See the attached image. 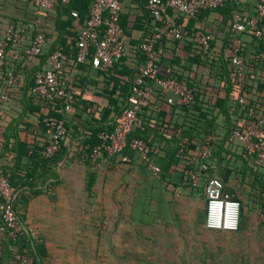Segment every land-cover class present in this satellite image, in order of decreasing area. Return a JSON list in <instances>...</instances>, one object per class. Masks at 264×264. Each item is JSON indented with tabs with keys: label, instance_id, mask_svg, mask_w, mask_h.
Returning a JSON list of instances; mask_svg holds the SVG:
<instances>
[{
	"label": "trees",
	"instance_id": "16d2710c",
	"mask_svg": "<svg viewBox=\"0 0 264 264\" xmlns=\"http://www.w3.org/2000/svg\"><path fill=\"white\" fill-rule=\"evenodd\" d=\"M91 1L70 0L67 5L56 4L50 11L33 7V20L12 19L4 25L0 21V38L11 25L26 37L17 49L19 59L15 62L16 72L24 76L21 84L6 88L8 66L0 61V93L7 89L11 99L0 118V171L17 191L13 209L19 226L14 238L4 234L0 240V262L16 264L15 255L26 254L32 259L31 264H51L45 242L33 236L25 224L29 203L41 195L52 198L51 190L59 184L58 170L63 164L80 160L88 166L102 159L120 165V157L127 154L131 162L124 165L139 167L144 190L141 187L137 192L136 203L126 222L131 231L127 230L124 236L130 241L122 239L118 248L124 253L115 252L113 256L126 261L131 253L133 264H157L162 261L166 264H227L226 260L218 258L215 251L188 254V241L183 244L179 254L172 249L164 257L156 255L151 260V252L158 244L152 237L155 220L160 218L164 221L165 215L170 214L162 215L161 210H156L154 212L159 216L153 217L154 213L148 212L147 219L142 211L146 195L147 200L152 202L154 187H159L156 200L161 203L164 195L169 191L174 193V190L203 196L205 180L216 177L222 182L224 193L239 204L235 232L241 233L247 229L248 216L252 211L260 218L259 225L264 226V166H254L243 144L230 140L234 130L242 131L258 119L264 121V39L247 33L242 35L238 56L248 68L242 89L233 80V68L223 54L231 37L232 13L238 11L246 18L251 16L242 5L239 6L240 0L226 1L212 10H201L196 17L187 21L184 28L186 34L181 39L163 35L154 43V68L142 83V86L150 87L152 93L146 105L137 113L138 125L128 135V139H140L148 146L150 159L159 168L157 174H152L144 162L128 150L111 157L101 151L95 159L90 158L92 150L100 145L98 135L110 131L113 118L127 107L133 81L138 76V69L145 63V55L140 47L149 39L153 28L145 9L147 0H119L118 25L124 37L125 53L108 70L92 69L86 63L75 64L74 40L84 26ZM72 11L77 13L76 17L71 16ZM173 13L167 9L164 20ZM180 21L179 18L175 22ZM196 32L207 38L206 52L192 41ZM37 33L44 36L42 53L27 59L24 51ZM247 38L250 43L255 40L254 50H250L251 44ZM56 50L68 56L60 77L71 98L56 101L54 105L39 103L31 92L34 78ZM89 71L94 72L95 80L89 77ZM160 79L175 80L185 85L192 94L191 101L178 105L174 98L168 104L166 98L169 95L163 94L156 84ZM89 87L94 91H89ZM240 97L243 98L241 105L238 104ZM66 106L70 110H65ZM50 117L63 121L65 134L59 150L50 157H44L41 152L49 142L46 121ZM211 133L215 134L217 140L210 144L211 156L206 177H202L197 187H190L189 175L195 170L191 160L195 146L201 145ZM148 176L153 180L150 184L147 182ZM234 179L236 185L228 186L229 181ZM96 182V175L88 172L85 185L87 197L92 196ZM240 182L247 187L242 186L241 189L245 200L236 196ZM163 206H166L165 201ZM169 218L172 220L175 217L172 214ZM204 219L205 209L194 220L193 228L201 225L204 228ZM144 231H148V235ZM103 238L105 240V236ZM138 248L143 251L142 254ZM236 255L233 260L235 264H247L249 259L245 254L237 252Z\"/></svg>",
	"mask_w": 264,
	"mask_h": 264
},
{
	"label": "built area",
	"instance_id": "2783aa9c",
	"mask_svg": "<svg viewBox=\"0 0 264 264\" xmlns=\"http://www.w3.org/2000/svg\"><path fill=\"white\" fill-rule=\"evenodd\" d=\"M226 1L234 0H147L145 9L149 14L153 28L149 39L141 44V50L145 55V63L138 69V76L133 81L131 95L127 100V107L113 118L110 131L100 133L98 138L100 145L92 150L91 159L100 155L101 151L108 157L122 154L128 150L144 162L147 170L157 174L159 168L153 163L149 156L148 146L137 138L128 139V135L135 125H138L137 113L146 105L151 96V88L142 86L143 79L147 77L154 68L153 59L155 53L152 50L154 43L163 35H170L174 39H181L185 34V26L188 20L197 16L201 10L215 9L221 7ZM253 13L249 18L234 11L230 20L231 37L229 45L224 51V56L233 68V80L242 89L247 78L248 68L239 58L242 46V35L251 34L255 38L264 39V0H254ZM32 7L43 11H50L61 3L67 5L70 0H28ZM167 9L174 13L166 16ZM120 10L119 0H92L88 9L87 19L82 29L74 40L75 64H89L92 69L108 70L126 51L124 37L118 25V13ZM76 17L75 11L71 12ZM180 18V23L175 21ZM26 40L23 32L15 31L9 26L3 37L0 38V61L8 66L5 77L6 88L13 87L23 82L24 76L16 72L15 62L19 59L17 50ZM192 41L200 47L203 52L207 51V38L196 32ZM44 44V36L37 33L29 46L24 51L27 59L40 55ZM91 52V57L89 55ZM68 56L60 51H54L49 56L44 69L37 73L34 78L32 94L37 102L54 105L56 101L71 96L66 92V84L60 77ZM157 86L163 94L169 95L166 102L171 104L176 99V104L185 105L192 99L190 90L183 84L170 79L156 81ZM0 93V118L4 114L5 106L11 99L8 90ZM173 96V97H172ZM238 104H243V98L238 99ZM65 110H70L68 106ZM249 115L252 111L248 110ZM49 142L41 154L44 157L54 155L60 147V141L65 134L63 121L50 117L46 121ZM216 136L211 133L204 138L201 145L195 146L192 162L195 170L189 175L188 185L197 187L202 177H206L209 158L211 156L210 144L215 142ZM230 140L241 142L247 155L252 157V163L256 167L264 166V121L257 120L248 125L244 130H234ZM122 164L131 162L130 157L124 154L120 157ZM204 197L205 219L204 228L208 231H219L231 233L238 227L239 204L231 196L224 193V186L220 179L209 177L202 187ZM17 191L10 186L7 178L0 171V240L4 234L14 238L18 229V219L13 209ZM1 250V247H0ZM16 264H31L32 259L26 254H18L14 257ZM0 264H2L0 262Z\"/></svg>",
	"mask_w": 264,
	"mask_h": 264
},
{
	"label": "rangeland",
	"instance_id": "374dc122",
	"mask_svg": "<svg viewBox=\"0 0 264 264\" xmlns=\"http://www.w3.org/2000/svg\"><path fill=\"white\" fill-rule=\"evenodd\" d=\"M79 161V160H77ZM143 178V176H142ZM141 178V179H142ZM237 179V178H236ZM239 181V179H237ZM152 178L148 176L147 182L150 184L152 182ZM134 180H132L133 188L138 192L141 187L144 190V183L142 181L140 184H134ZM238 183V182H237ZM128 182H126V185ZM236 185V180H230L228 186ZM242 186L245 185L239 183V187L236 188V196L241 200H245L242 194ZM137 187V188H136ZM149 187V185H147ZM155 192L151 194L153 200L150 203L148 201V196L146 195V204L143 205L144 211L143 215L147 213H154L153 217L159 216L157 211L161 210L162 215L172 214L175 218L170 220L169 216L165 215V220L162 221L160 218H156L155 225L153 228V240L157 241V246L154 247L153 252H151V260H153L156 255L165 256L168 250H176V253L179 254L182 252L183 244L188 241V254H199L203 251H215L218 258H223L226 260L227 264H235L233 260L236 259L237 252L243 253L248 257L247 264H264V226H260V218L257 216L255 211H252L248 216L247 229L241 233H222L217 231H208L203 228V225L199 226V228H193V222L200 213L204 210V198L201 195H190L189 191L183 190H174V193H168L164 195L166 206L164 205V201L159 203L156 199L159 187H154ZM139 193V192H138ZM101 200L98 203L97 208L95 210H91L95 215V218L91 219L92 222H95L97 229V240L95 241L92 233L90 240L88 237L81 235L80 239L69 240L67 233H63L62 240L59 241H49L45 242L48 251L50 252L51 262L54 264H133V255L131 253L130 256L126 258V261L123 259H118L116 256H113V253H124L121 249H119V244L122 239H126V241H130L126 236L119 235L118 232H113L112 234L106 236V230H109L107 224V219L112 214V218H115V207L114 208H105L104 205V197L105 193L98 194ZM157 210V211H156ZM156 211V212H154ZM67 212L66 210L56 209L53 210L52 213L57 216ZM82 214H84V210H80ZM125 212H130V210L126 209ZM120 213V212H119ZM58 214V215H57ZM88 214V213H87ZM84 219L80 222L87 223L88 216L84 214ZM75 219V218H74ZM65 220V219H64ZM78 220V219H77ZM74 221V223L77 222ZM85 220V221H84ZM128 218H125L127 222ZM124 223V227L126 230H130V227L127 223ZM83 225V224H82ZM33 223H29L28 227L33 231ZM58 228L66 227L70 228L71 226H59ZM87 226V224L85 225ZM106 226V228H105ZM112 229V228H110ZM64 230V229H63ZM65 231V230H64ZM131 231V230H130ZM146 235H148V231H144ZM35 236L34 234H32ZM88 236V235H87ZM105 236V240L103 238ZM109 238V239H108ZM112 239V240H111ZM112 246V248H111ZM129 246V244H128ZM131 249V245L129 246ZM144 249V248H143ZM142 249V250H143ZM125 251V250H124ZM138 251L142 254L143 251ZM147 252V248L145 250ZM127 252H130L127 250ZM112 254V255H111ZM125 255V254H124ZM156 264V263H154ZM157 264H166L164 261ZM245 264V263H243Z\"/></svg>",
	"mask_w": 264,
	"mask_h": 264
},
{
	"label": "crops",
	"instance_id": "0c3cea01",
	"mask_svg": "<svg viewBox=\"0 0 264 264\" xmlns=\"http://www.w3.org/2000/svg\"><path fill=\"white\" fill-rule=\"evenodd\" d=\"M240 1L239 6L242 5L247 14L250 13L252 15L255 1ZM33 13H35V10H33L27 0H0V21L3 25L12 19L19 21L33 20ZM247 42L250 43L249 38H247ZM250 44V50H254L256 46L255 40L253 39ZM93 73V71H89V77L95 80ZM91 90L94 91L93 88L89 87V91ZM139 170L136 165H116L114 161L102 159L88 166L83 165L80 160H74L70 164H63L58 170L59 184L51 190L52 198L45 195L34 198L26 210L25 224L28 226L29 223H33V231L28 227L30 233L41 238L44 242L62 240L65 232L69 240L80 239L81 235L88 237V240H90L92 233L96 241V224L95 222H92V224L90 222L91 219L95 218V215L93 212L91 215V210H95L101 200L98 194L105 193V196H103L105 208H114V204H116L115 218L113 219L111 214V218L108 217L107 219L106 225H108L109 230L105 231L107 233L106 236L108 237L113 232H118L119 235L124 236L127 231L124 227L125 218L129 216V212L126 213L125 210L128 209L131 212L137 196V191L133 188L134 185L131 182L135 178V186L140 184L142 179L139 177ZM88 172L94 173L97 179L91 197H87L85 191ZM126 182H128L127 185ZM168 193L171 192H167L166 195ZM56 209L67 211L60 215L57 214L58 222L56 220L57 216L52 213ZM80 210H84V214L88 216L87 223L80 222L85 216ZM76 220L77 222L74 223ZM86 224L87 226H85ZM57 225L71 227L58 228ZM51 264L54 263L51 262Z\"/></svg>",
	"mask_w": 264,
	"mask_h": 264
}]
</instances>
